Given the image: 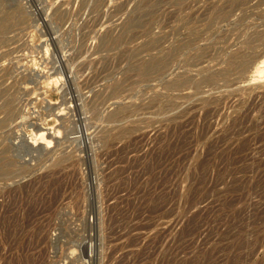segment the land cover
I'll return each mask as SVG.
<instances>
[{"label": "rangeland", "instance_id": "1", "mask_svg": "<svg viewBox=\"0 0 264 264\" xmlns=\"http://www.w3.org/2000/svg\"><path fill=\"white\" fill-rule=\"evenodd\" d=\"M216 1L0 0V264H264V85L167 89L264 28Z\"/></svg>", "mask_w": 264, "mask_h": 264}, {"label": "bare ground", "instance_id": "2", "mask_svg": "<svg viewBox=\"0 0 264 264\" xmlns=\"http://www.w3.org/2000/svg\"><path fill=\"white\" fill-rule=\"evenodd\" d=\"M218 1H222L221 4H218ZM245 1L246 0H217L216 2H211L208 5L209 7L208 6L207 7H208V10L210 11V13L212 15L214 14L215 18L224 19V18L231 16L234 13V11ZM218 5H219V7L217 8ZM243 10H245V9H243ZM10 15H12V10L11 11L0 10V31L7 28L8 23H9V22L7 23V21L9 19L8 17H10ZM20 19H18V20H20ZM232 22H233V20H232ZM188 42H190V41H188ZM188 42H184L182 44H179L177 46V48L172 51L171 55H173V54L175 55L176 53L181 51L182 48L189 47L190 45H192V43L190 44ZM228 54L229 55H227V57L225 59H223V62L225 63V65L221 69L213 70L212 72L208 73L207 75H205L201 79H193V78H189V77H180V78L177 77L176 79L168 82L167 89L174 91V92L175 91L176 92L183 91L184 89H186L188 87H193L195 89H198L201 85L203 87L206 84L207 85L213 84V83L217 82L218 79L227 77L232 71L238 72L240 74V79L238 81L240 82L241 87H246L248 85L251 87L253 84H256L258 82L259 83L261 82V83L257 84L256 87H260V86L264 85V28L263 29L257 28L250 33H246L244 35V38L242 39V44L237 49L230 51ZM168 55H169V53H168ZM204 56H205L204 49H202V48L197 49L196 52L188 59V61L191 64H193L192 61L197 62L201 58H203ZM190 60H192V61H190ZM159 64H160V62L158 63L157 61L151 63V62L141 60L138 64H136V67H137L139 73L145 74V73H147L148 69H151V67H153V65H159ZM153 71H154V69H153ZM93 94L95 95V93H93ZM88 102H90V101L88 100ZM100 102H101V96H100V93H97L95 95V99L93 100L92 104L99 105ZM92 104L89 105V107L92 106ZM53 119L54 118H52V122L54 121ZM48 125H50V124H48ZM43 126H46V124L41 125L38 128V130L49 131V132L50 131L53 132L54 130H58L57 124L55 125L54 128H51L52 126H50V127H47L46 129H43L44 128ZM236 132H237V130H236ZM258 136H259V134H258ZM208 147H210V146H208ZM240 151H242V150H240ZM231 154H233V153H231ZM62 161L64 162V157H62L61 159L59 158L57 163L60 164V162L62 163ZM230 161H231V158H230ZM233 161H235V160H233ZM10 165H11V162L10 161L8 162V160H7V163L3 166L4 168L1 167L2 169H0V178H2V179L11 178V176H10V173H11L10 172ZM12 177H14V175Z\"/></svg>", "mask_w": 264, "mask_h": 264}]
</instances>
